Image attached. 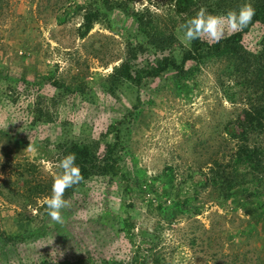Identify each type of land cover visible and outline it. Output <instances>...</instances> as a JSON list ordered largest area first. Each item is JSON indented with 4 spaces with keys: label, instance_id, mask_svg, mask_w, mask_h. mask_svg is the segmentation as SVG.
<instances>
[{
    "label": "rangeland",
    "instance_id": "1",
    "mask_svg": "<svg viewBox=\"0 0 264 264\" xmlns=\"http://www.w3.org/2000/svg\"><path fill=\"white\" fill-rule=\"evenodd\" d=\"M88 10L98 16L81 35ZM183 16L174 0H0V264L134 255L135 264H264L254 174L243 159L234 166L235 121L264 105V26L243 37L237 57H212L182 83L169 73L136 87L120 73L147 34L134 63L186 57ZM72 140L100 155L118 140L127 180H84L56 222L45 201ZM212 163L227 182L213 185ZM262 182L255 191L264 202Z\"/></svg>",
    "mask_w": 264,
    "mask_h": 264
},
{
    "label": "trees",
    "instance_id": "2",
    "mask_svg": "<svg viewBox=\"0 0 264 264\" xmlns=\"http://www.w3.org/2000/svg\"><path fill=\"white\" fill-rule=\"evenodd\" d=\"M248 3H250L255 10L252 21L248 26L242 30L227 33L219 42H214L202 35L201 38L191 42L189 53L179 63L168 58V56L156 59L153 64L138 65L134 63V58L137 57V54L145 51L146 44H151V36L147 34V42H141L137 43L135 46H130L128 61H125L119 66L121 67V76L129 80L136 87L140 85L143 78H156L169 73H172L171 77L174 81L182 83L194 75L200 63L212 57H221L224 55L237 57L243 37L256 25L264 26V0H174L175 13L184 15L183 22L196 14L198 10H193L194 8L205 7L209 13L224 14L231 10H239V8ZM97 16V11L88 10L84 13L81 35L85 34L91 28L92 22ZM260 39L262 43L260 54L264 55V30ZM243 112V117H239L238 120L235 121L238 130L236 136L239 139V154L237 155L238 157L235 160L234 166L235 170L238 171L240 166L238 162L243 159L245 163L242 164L246 174L247 170L249 174H254V177H251V185H254L252 195L259 204L255 209L259 210L258 214H260L264 213V202L260 199L255 189L259 190L260 186L263 184L262 181H264V105L259 107L250 105V107L245 108ZM35 120L44 121L40 118ZM253 137L259 139L258 142L254 143V146H251L250 139ZM117 141L118 140L105 146L104 152L101 155L92 151L88 143L80 140H72L66 145V155L68 153L76 154V163L80 167L82 179L78 184L65 189L64 198L66 200V206L64 207L65 209L63 208L64 211H71L74 206V201L72 200L74 191L79 190L83 185V181L92 176H108L110 181H113L114 177H118L119 180H127L125 171L118 162V158H121V156L115 152L118 147ZM166 169L170 170L171 168L167 167ZM209 169V171L214 174L211 175L214 186L218 183L223 184L227 182V177L220 172L219 164L212 163ZM164 184L162 183L160 186L163 187ZM107 194L108 192L102 191V197L98 204L99 209L102 210V216H107L113 209ZM172 204H174V207L181 206L180 201H175ZM9 259L10 258H8L6 264H52L47 257H41L37 262L29 261L28 263H25L21 257L13 258L17 261H10ZM103 261L108 264L125 263L124 260L114 259L113 256ZM135 262L136 255L131 257V260L127 261L125 264H135Z\"/></svg>",
    "mask_w": 264,
    "mask_h": 264
},
{
    "label": "clouds",
    "instance_id": "3",
    "mask_svg": "<svg viewBox=\"0 0 264 264\" xmlns=\"http://www.w3.org/2000/svg\"><path fill=\"white\" fill-rule=\"evenodd\" d=\"M254 11L250 3L243 5L239 10H231L224 14H212L206 8H200L179 27L188 43L201 38L202 35L219 42L227 34L228 29L238 31L248 26ZM57 164L61 171L54 180L52 194L46 199L45 204L51 220L59 222L62 219L61 210L66 206L64 191L78 184L82 176L75 153L63 156Z\"/></svg>",
    "mask_w": 264,
    "mask_h": 264
}]
</instances>
